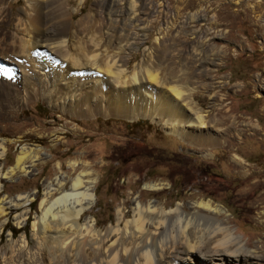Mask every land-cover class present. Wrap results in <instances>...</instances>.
<instances>
[{
    "label": "bare ground",
    "instance_id": "obj_1",
    "mask_svg": "<svg viewBox=\"0 0 264 264\" xmlns=\"http://www.w3.org/2000/svg\"><path fill=\"white\" fill-rule=\"evenodd\" d=\"M70 1L0 0V115L15 113L42 95L80 117H148L198 146L219 141L212 130L216 118L207 119L193 98L197 86L191 85L187 55L196 59L198 53L157 37L153 48L141 51L139 2L149 6L148 0H128L125 10L123 0H94L69 29L84 0L73 9ZM16 2L21 6L13 12L9 3ZM199 12L191 18H202ZM137 53L141 59L132 61ZM174 53L178 62L165 64ZM209 69L199 63L194 73ZM6 153L0 133V264H264L262 250L242 244L221 217L224 208L210 199L197 200L189 209L181 204L167 208L139 195L124 200L115 220L98 229L89 212L97 175L80 170L72 176L77 160L68 163L70 171L64 174L59 163L60 172L39 189L12 195L4 180L27 174L43 161L38 146L23 144L14 164L4 168L10 161ZM232 158L243 167L241 156ZM10 217L17 229L9 225Z\"/></svg>",
    "mask_w": 264,
    "mask_h": 264
},
{
    "label": "rangeland",
    "instance_id": "obj_2",
    "mask_svg": "<svg viewBox=\"0 0 264 264\" xmlns=\"http://www.w3.org/2000/svg\"><path fill=\"white\" fill-rule=\"evenodd\" d=\"M93 1L84 0L69 29L93 7ZM148 1L149 6L139 2L141 51L153 48L157 37L180 43L183 50L189 45L198 53L196 59L185 53L193 74L191 85L197 86L193 98L207 112V119L216 118L212 130L219 141L201 147L166 132L160 122L148 117H80L42 95L33 96L19 111L0 115V133L10 157L4 168L14 164L17 148L23 144L38 146L43 162L36 161L37 166L27 174L5 179V189L12 195L35 191L55 177L59 163L61 172L67 174L68 163L77 160L79 167L72 176L80 170L97 175L89 212L95 214L98 229L115 220L124 200L139 195L143 201L165 203L167 208L181 204L189 209L197 200L210 199L224 208L221 217L241 243L251 251L262 250V255L264 0ZM127 5L128 0H123L120 6L125 10ZM9 6L16 12L21 2ZM69 7L77 8L78 0H71ZM196 11L202 18H191ZM177 56L174 53L164 63L176 64ZM137 59L140 53L132 61ZM199 63L210 68L207 74L194 73ZM234 153L244 159L243 167L234 162ZM154 182L161 187L148 186ZM39 201V197L32 201L31 219ZM9 223L16 228L11 217ZM30 228L29 220L26 231Z\"/></svg>",
    "mask_w": 264,
    "mask_h": 264
}]
</instances>
